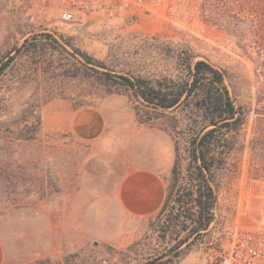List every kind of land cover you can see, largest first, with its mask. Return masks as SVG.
I'll return each instance as SVG.
<instances>
[{"label":"rangeland","instance_id":"1","mask_svg":"<svg viewBox=\"0 0 264 264\" xmlns=\"http://www.w3.org/2000/svg\"><path fill=\"white\" fill-rule=\"evenodd\" d=\"M38 6L39 0H0V60L30 35L48 33L70 39L114 73L173 76L172 63L158 56V44L187 46L195 60L225 72L234 103L246 112L240 133L244 148L235 156L237 172L220 178L215 223L177 264H209L237 234L264 235V157L254 172L250 152L254 140L264 143V0H163L151 15L110 19L91 14L73 24L42 20ZM62 59L67 65L74 62L67 54ZM19 68L15 65L0 78V132L33 125L30 113L41 119L50 103L79 109L95 107L107 97L106 109L123 114L132 107L126 96H107L86 77L71 78L56 68L17 83ZM4 135V264H133V248L147 235L155 215L132 220L118 210L113 191L119 164L92 143L46 132L42 125L28 142L12 143ZM105 224L119 233L111 238Z\"/></svg>","mask_w":264,"mask_h":264},{"label":"trees","instance_id":"2","mask_svg":"<svg viewBox=\"0 0 264 264\" xmlns=\"http://www.w3.org/2000/svg\"><path fill=\"white\" fill-rule=\"evenodd\" d=\"M157 52L172 63L173 76L114 73L70 39L48 33L30 35L0 60V78L20 66L17 83L49 68L71 78L86 77L107 96H126L138 124L154 125L170 135L173 159L164 201L149 232L133 248V264H177L187 255L194 240L215 223L220 178L237 172L235 156L244 148L240 133L246 112L234 103L225 72L206 60H195L187 46L158 44ZM64 54L74 62L63 63ZM30 116L33 125L15 132L5 128L0 136L5 134L12 143L35 139L41 119L36 113ZM250 152L258 172L264 157L262 140H254Z\"/></svg>","mask_w":264,"mask_h":264},{"label":"crops","instance_id":"3","mask_svg":"<svg viewBox=\"0 0 264 264\" xmlns=\"http://www.w3.org/2000/svg\"><path fill=\"white\" fill-rule=\"evenodd\" d=\"M106 101L107 97L95 107L79 109L66 102L47 104L41 125L46 132L70 134L92 143L101 154H108L121 170L113 191L118 210L132 220L152 217L165 197L164 176L173 159L171 137L154 125L138 124L130 105L122 114L117 109H106ZM107 230L111 238L119 233L111 226ZM0 264H4L1 241Z\"/></svg>","mask_w":264,"mask_h":264},{"label":"built area","instance_id":"4","mask_svg":"<svg viewBox=\"0 0 264 264\" xmlns=\"http://www.w3.org/2000/svg\"><path fill=\"white\" fill-rule=\"evenodd\" d=\"M163 0H39L38 13L42 20L61 24L83 21L91 14L106 18L151 15ZM209 264H264V235L256 232L239 233L230 246Z\"/></svg>","mask_w":264,"mask_h":264},{"label":"water","instance_id":"5","mask_svg":"<svg viewBox=\"0 0 264 264\" xmlns=\"http://www.w3.org/2000/svg\"><path fill=\"white\" fill-rule=\"evenodd\" d=\"M148 264H155V263H148Z\"/></svg>","mask_w":264,"mask_h":264}]
</instances>
